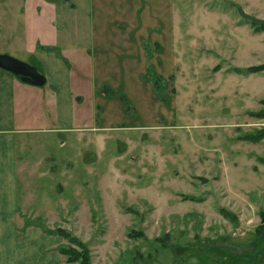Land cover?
Masks as SVG:
<instances>
[{"label": "rangeland", "instance_id": "1", "mask_svg": "<svg viewBox=\"0 0 264 264\" xmlns=\"http://www.w3.org/2000/svg\"><path fill=\"white\" fill-rule=\"evenodd\" d=\"M228 2L264 21V0H93L96 46L70 63L81 122L28 135L19 230L66 229L92 264L257 261L264 138H242L264 130V71L234 69L264 64V33Z\"/></svg>", "mask_w": 264, "mask_h": 264}, {"label": "crops", "instance_id": "2", "mask_svg": "<svg viewBox=\"0 0 264 264\" xmlns=\"http://www.w3.org/2000/svg\"><path fill=\"white\" fill-rule=\"evenodd\" d=\"M92 8L93 0H0V54L35 62L46 79L42 89L0 69V264L64 262L59 237L18 229L19 181L31 165L29 134L77 131L81 122L70 63L96 46Z\"/></svg>", "mask_w": 264, "mask_h": 264}, {"label": "trees", "instance_id": "3", "mask_svg": "<svg viewBox=\"0 0 264 264\" xmlns=\"http://www.w3.org/2000/svg\"><path fill=\"white\" fill-rule=\"evenodd\" d=\"M227 4L232 7H236V12L242 23L251 27L252 30L256 33L257 32L264 33V21L263 20H259L255 17L246 15L239 6H236L229 2ZM148 70L150 71L149 68ZM262 71H264V64L260 66H252L246 69H237V68L234 69V72L238 74H242V75L260 73ZM18 79H20V77H18ZM150 80L152 81V84L155 90H158L160 88L159 83L163 81L159 76H155L152 72H151ZM261 103L264 105V100H262ZM255 116L259 118H264V110H261L260 112L255 113ZM263 138H264V130H260L256 132V134L254 135H249V136L242 138V140L249 142V143L257 144ZM261 162L264 164V158L261 160ZM185 199L193 200V198H187V197ZM221 212L225 217L228 216V214L224 210H221ZM30 226L40 229L41 232L44 233L45 235L59 237L66 242L65 245H61L56 249V251L64 258L63 264H92L91 251L88 245L84 243L83 241H81L77 236L73 235L68 230L60 228V227H57L55 229H49L46 226H44V224L41 221H36L33 224H29V223L25 224L23 229L20 230L21 233H23L25 229H27ZM142 236H143L142 234L136 233L133 231L128 233V237L130 238L142 237ZM256 237L258 238L259 242L258 244L257 243L252 244L253 246L251 249V253H253L256 256L257 261L253 260L251 264L264 263V225H261L257 229ZM229 255H232V254H229ZM235 256L241 257V258H251L252 254H247V253L242 254V255L236 254Z\"/></svg>", "mask_w": 264, "mask_h": 264}, {"label": "water", "instance_id": "4", "mask_svg": "<svg viewBox=\"0 0 264 264\" xmlns=\"http://www.w3.org/2000/svg\"><path fill=\"white\" fill-rule=\"evenodd\" d=\"M0 69L20 77L22 82L30 86L43 87L46 83L45 77L36 67L8 55L0 54Z\"/></svg>", "mask_w": 264, "mask_h": 264}]
</instances>
